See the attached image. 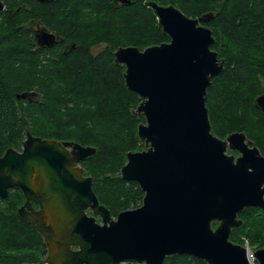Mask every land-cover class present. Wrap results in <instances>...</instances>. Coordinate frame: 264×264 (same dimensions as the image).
Listing matches in <instances>:
<instances>
[{"label":"water","instance_id":"obj_1","mask_svg":"<svg viewBox=\"0 0 264 264\" xmlns=\"http://www.w3.org/2000/svg\"><path fill=\"white\" fill-rule=\"evenodd\" d=\"M148 5L169 41L143 50L119 46L113 53L125 66L126 87L141 98L136 113L145 119L137 126L145 148L128 152L120 168L121 178L138 183L141 204L112 217L80 164L96 148L29 131L20 150L9 147L0 155V198L12 187L22 192L17 213L43 238L45 264H163L176 254L207 264H252L247 248L229 237L246 207L264 211V156L242 132L225 139L211 132L206 90L225 63L210 47L211 29L201 24L213 14L192 18L171 4ZM255 106L264 116V93ZM227 147L240 155L227 154ZM252 254L255 264H264V247Z\"/></svg>","mask_w":264,"mask_h":264},{"label":"trees","instance_id":"obj_2","mask_svg":"<svg viewBox=\"0 0 264 264\" xmlns=\"http://www.w3.org/2000/svg\"><path fill=\"white\" fill-rule=\"evenodd\" d=\"M2 1L0 155L9 147L20 150L27 131L93 146L95 153L80 164L84 174L93 178L99 203L112 217L141 204L138 183L121 178L120 168L128 152L141 150L137 126L145 119L134 113L141 99L126 87L125 66L114 62L113 52L119 46L143 50L169 40L150 1L171 4L192 18L213 14L202 24L212 30L210 47L225 63L206 90L211 132L218 137L244 132L264 155V116L255 106V98L264 93V0H130L120 6L110 0H54L45 5L34 0ZM32 5L51 16L56 30L79 44L74 52L41 57L32 50L20 27ZM93 45L103 46L93 54ZM26 91H35L38 98L18 97ZM23 202L22 192L14 187L0 198V264L44 262L43 238L18 216ZM238 217L242 224L232 229L230 240L237 244L248 240L253 250L263 247L264 211L249 206ZM163 264L207 263L176 254L166 256Z\"/></svg>","mask_w":264,"mask_h":264},{"label":"flooded vegetation","instance_id":"obj_3","mask_svg":"<svg viewBox=\"0 0 264 264\" xmlns=\"http://www.w3.org/2000/svg\"><path fill=\"white\" fill-rule=\"evenodd\" d=\"M34 1H36L37 4L45 5L52 3L54 0H45V1L34 0ZM110 1L115 6H120L123 5L124 3L130 4V0H110ZM27 8H28V16L25 20H22L20 22V27L23 28V30L25 31L33 51L39 53L41 57L43 56L51 57L52 55H57L59 52L61 55L66 56L74 52L78 48L79 44L72 41L68 37L66 32L60 33L58 30H56L53 27L51 16L48 14H44V12L38 10L39 9L38 5H32L31 7L28 6ZM91 47H97V45H93ZM31 92L34 93L31 98L37 99L38 95L36 94V92L35 91H31ZM245 141L249 144V147L254 145L252 141L249 140L247 137ZM226 153H228L229 155L232 154L235 158L240 155V153L237 150L230 149L229 147L226 148ZM33 206L35 209L38 208L36 204H33ZM216 226L217 224L214 227Z\"/></svg>","mask_w":264,"mask_h":264},{"label":"rangeland","instance_id":"obj_4","mask_svg":"<svg viewBox=\"0 0 264 264\" xmlns=\"http://www.w3.org/2000/svg\"><path fill=\"white\" fill-rule=\"evenodd\" d=\"M79 9L81 10V9H83V6L82 5H80L79 6ZM78 9V10H79ZM196 18H198V17H196ZM202 24V23H201ZM212 31V30H211ZM169 41V40H168ZM165 42H167V41H165ZM162 43V42H161ZM157 45V44H156ZM103 46V45H102ZM102 46L101 45H97V47H91V52L93 53V54H95V53H98L100 50H101V48H102ZM151 46V45H150ZM148 47V46H147ZM146 48V47H145ZM144 48V49H145ZM114 53V52H113ZM122 65V64H121ZM124 71H125V69H124ZM123 71V72H124ZM123 75V74H122ZM140 98V97H139ZM141 99V98H140ZM141 101V100H140ZM140 103V102H139ZM139 105V104H138ZM137 105V106H138ZM134 113L135 114H137V115H142V114H138V113H136V108H135V110H134ZM143 116V115H142ZM210 122V121H209ZM140 123H145V121L144 122H140ZM139 124V123H138ZM211 126V125H210ZM242 133H244V132H242ZM213 134V133H212ZM228 134H230V133H228ZM228 134H226L224 137H218V136H216V137H218V138H220V139H225L226 137H227V135ZM244 135H245V133H244ZM246 136V135H245ZM249 140H251V138L249 137L248 138ZM140 141L142 142V147L140 148L141 150H143L144 148H145V145H144V142L140 139ZM252 141V140H251ZM252 143H253V141H252ZM254 144V143H253ZM255 145V144H254ZM256 146V145H255ZM257 147V146H256ZM258 148V147H257ZM259 149V148H258ZM260 151V150H259ZM261 153V152H260ZM228 154V153H227ZM262 154V153H261ZM232 155V154H231ZM263 155V154H262ZM18 209V208H17ZM90 212V211H89ZM88 212V213H89ZM91 213V212H90ZM97 221L98 222H100V218L99 217H97ZM218 224V223H217ZM213 227V226H212ZM213 228H215V227H213ZM248 241V240H247ZM241 245H243V246H245V245H248L249 246V248L253 251V249H252V247L249 245V242L248 243H246L245 241L241 244ZM264 247V246H263ZM46 256V255H45ZM24 264H45L44 262L43 263H24Z\"/></svg>","mask_w":264,"mask_h":264},{"label":"built area","instance_id":"obj_5","mask_svg":"<svg viewBox=\"0 0 264 264\" xmlns=\"http://www.w3.org/2000/svg\"><path fill=\"white\" fill-rule=\"evenodd\" d=\"M246 243H248V241L247 240H244ZM245 247L247 248V256H248V258H249V260L252 262V264H255L254 263V256H253V254H252V250L249 248V246L248 245H245Z\"/></svg>","mask_w":264,"mask_h":264}]
</instances>
